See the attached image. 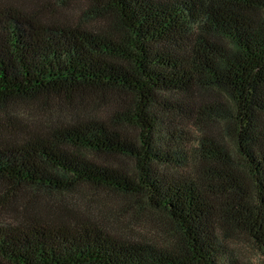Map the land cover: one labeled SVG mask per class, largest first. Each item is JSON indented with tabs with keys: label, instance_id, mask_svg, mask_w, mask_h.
Masks as SVG:
<instances>
[{
	"label": "trees",
	"instance_id": "obj_1",
	"mask_svg": "<svg viewBox=\"0 0 264 264\" xmlns=\"http://www.w3.org/2000/svg\"><path fill=\"white\" fill-rule=\"evenodd\" d=\"M47 2L0 0V264H236L230 230L264 254V0H90L94 23ZM200 89L242 163L212 128L183 154ZM44 98L64 110L18 108ZM80 185L161 213L171 241L116 233L65 198Z\"/></svg>",
	"mask_w": 264,
	"mask_h": 264
},
{
	"label": "rangeland",
	"instance_id": "obj_2",
	"mask_svg": "<svg viewBox=\"0 0 264 264\" xmlns=\"http://www.w3.org/2000/svg\"><path fill=\"white\" fill-rule=\"evenodd\" d=\"M41 1L44 2L45 0ZM47 1L48 4L57 6L60 12L70 10V15L74 16L77 20L84 21L85 23L95 22L92 17V12L89 10L91 7L90 0ZM104 97H106L107 101L111 100L109 93H99L92 99L91 108L94 110L104 109L106 107L104 106ZM220 97V94L213 89L197 90L193 98L202 102V104L197 108H191L192 113H195L193 114V120L185 121L186 116L182 120L176 117L181 122L179 125V134L181 137L187 139V148L183 154L186 157L191 156L193 146L202 137L204 132L212 128L217 135L224 137V142L229 151L232 152L235 160L238 163H242V157L237 149L235 138L226 133L223 128L225 124L220 122L212 124V122H209L210 120L204 121L206 114H208L210 108H213L216 99ZM115 98L116 96H114ZM62 106L64 110V104L60 100L53 98L33 101L32 104L26 101L18 102V108L36 118H44L47 112L52 111V109L62 110ZM22 114L25 115V113ZM188 161L192 160L189 159ZM114 162L123 168H133V162L128 158H116ZM244 175L248 184L252 186V182L245 170ZM65 198L78 204L83 212L84 209L89 210L94 216L100 218L107 227H110L113 231L123 236L158 241L164 244L171 241L170 237L163 232L165 230L164 226H169L167 219L161 213L150 209H136L132 199L129 197L116 192L96 189L88 185H80L74 193H70ZM6 217L13 220V218H16V214L11 211ZM220 238L222 239L223 245L231 252L236 264L264 263V254L261 252L255 240L245 231H223Z\"/></svg>",
	"mask_w": 264,
	"mask_h": 264
}]
</instances>
